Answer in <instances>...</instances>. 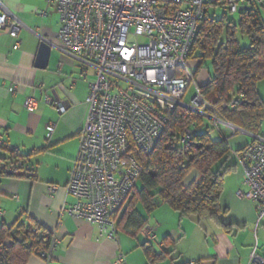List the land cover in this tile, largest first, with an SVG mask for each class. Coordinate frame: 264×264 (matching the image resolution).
<instances>
[{"label":"crops","instance_id":"1","mask_svg":"<svg viewBox=\"0 0 264 264\" xmlns=\"http://www.w3.org/2000/svg\"><path fill=\"white\" fill-rule=\"evenodd\" d=\"M0 2L22 24L17 39L0 32V161L9 159L11 151L28 157L18 176L0 175V224L9 227L19 221L58 239L49 262L33 256L27 264H113L118 257L125 264H247L253 248L264 259V217L257 224L258 207L247 197L243 172L234 156L252 141L253 134H233L225 126L219 139L227 141L231 154L226 165L233 169L224 178L217 218L208 214L180 217L165 205L148 214L137 204L145 228L154 230L149 242L142 230L132 235L122 228L116 241L98 239L95 227L67 216L60 218L63 204L73 202L65 186L87 116L93 72L87 69L83 77L82 66L58 40L60 18L53 5L47 6L46 0ZM258 7L264 21V4ZM15 43H19L16 51ZM41 44L47 49H41ZM207 80L196 77L199 85ZM256 89L264 102V80ZM28 98L37 102L33 113L24 109ZM57 102L65 106L63 113L56 110ZM258 136L264 138V120ZM49 186L58 188L55 194H48ZM238 191L245 197L238 198ZM145 243L157 255L169 254L149 263L143 252Z\"/></svg>","mask_w":264,"mask_h":264},{"label":"built area","instance_id":"2","mask_svg":"<svg viewBox=\"0 0 264 264\" xmlns=\"http://www.w3.org/2000/svg\"><path fill=\"white\" fill-rule=\"evenodd\" d=\"M211 0H46L60 18L58 40L69 56L93 72L88 85V111L78 136L76 155L65 186L72 203H64L59 217L81 220L98 231V239L116 241L113 214L119 210L141 175L134 150L150 154L160 139L168 116L181 108L204 117L233 134L246 132L220 121L200 93L189 69L188 54L199 23ZM264 0H226V10L236 14ZM21 22L0 2V32L18 38ZM140 40L142 42H140ZM19 48L15 43L13 50ZM193 94L188 103L184 98ZM15 88L11 89L14 92ZM46 102L52 103L50 98ZM236 102L228 106L233 108ZM37 102L28 98L24 109L33 113ZM59 113L65 106L54 104ZM190 138L185 130L182 142ZM2 145L0 137V146ZM243 172L247 197L256 204L257 224L264 217V138L252 141L234 154ZM6 170L0 163V175ZM49 186V195L56 193ZM238 198L245 197L241 191ZM38 234V231L34 229ZM149 242L154 230H142ZM58 239L54 234L40 258L51 260ZM113 264H125L118 257ZM247 264H264L253 248Z\"/></svg>","mask_w":264,"mask_h":264},{"label":"trees","instance_id":"3","mask_svg":"<svg viewBox=\"0 0 264 264\" xmlns=\"http://www.w3.org/2000/svg\"><path fill=\"white\" fill-rule=\"evenodd\" d=\"M225 6L226 0L207 2L187 60L196 64L195 80L206 63L210 64L212 76L198 87L216 117L258 136L259 125L264 120V102L256 89L258 82L264 80V21L256 4L246 6L249 8L245 11L239 10L237 19L228 16ZM217 9L222 10L219 17ZM239 37H246L248 45L241 46ZM232 102L236 104L230 108ZM205 119L178 108L168 116L150 154L134 150L142 171L113 214L112 218L118 219V230L122 228L135 235L145 228L146 221L138 213L137 204L148 214L165 205L180 217L208 214L217 218L224 178L233 166L226 165L231 153L225 138L213 142L207 133L193 131L202 128ZM212 126L218 133L222 128L213 123ZM185 130H189L190 138L182 142ZM27 158L11 151L9 159L0 161L6 167L3 174L18 176ZM52 237L39 227L19 221L9 227L0 224V264H27L33 256L40 258L48 250ZM143 252L149 263L169 254L157 255L147 243Z\"/></svg>","mask_w":264,"mask_h":264},{"label":"rangeland","instance_id":"4","mask_svg":"<svg viewBox=\"0 0 264 264\" xmlns=\"http://www.w3.org/2000/svg\"><path fill=\"white\" fill-rule=\"evenodd\" d=\"M221 14H222V10L221 9H217L216 15L219 17ZM228 16L230 18H232V19H237V15L236 14H230ZM140 42H142V41L140 40ZM239 42H240L241 46H247L248 45V41H247L246 37H243V38L239 37ZM188 65H189L190 71L192 73H194L195 69H196V66H195L196 64L194 62L189 61ZM198 75L204 76L207 79L209 77H211L212 76V72H211L210 64L206 63L205 67L200 71V73ZM192 94H193V91H192L191 88H189V90H188V92H187V94H186V96L184 98V101L186 103L189 102L190 97L192 96ZM203 123H204V125H203L202 128H198L197 130L194 129L193 131H195L196 133H207L209 138L213 142L217 141L220 138V135H219L218 131L215 128H213L212 123L210 121H208V119H205V121H203ZM138 210L142 211L143 209H142L141 206H139Z\"/></svg>","mask_w":264,"mask_h":264},{"label":"water","instance_id":"5","mask_svg":"<svg viewBox=\"0 0 264 264\" xmlns=\"http://www.w3.org/2000/svg\"><path fill=\"white\" fill-rule=\"evenodd\" d=\"M248 8H249V7H242V8H240L239 10H240V11H245V10H247ZM40 48L43 49V50L47 49V47H46L44 44H41V47H40ZM262 179H263V181H264V175H263Z\"/></svg>","mask_w":264,"mask_h":264}]
</instances>
